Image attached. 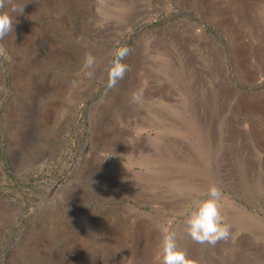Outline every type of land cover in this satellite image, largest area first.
<instances>
[{"label":"rangeland","instance_id":"1","mask_svg":"<svg viewBox=\"0 0 264 264\" xmlns=\"http://www.w3.org/2000/svg\"><path fill=\"white\" fill-rule=\"evenodd\" d=\"M4 11L0 264H160L161 226L194 264H264V0ZM212 184L231 235L199 244L184 220Z\"/></svg>","mask_w":264,"mask_h":264},{"label":"clouds","instance_id":"2","mask_svg":"<svg viewBox=\"0 0 264 264\" xmlns=\"http://www.w3.org/2000/svg\"><path fill=\"white\" fill-rule=\"evenodd\" d=\"M12 11H17L15 7ZM14 20L8 11L0 12V39H3L13 31ZM127 47H121L115 50V59L107 70L110 84H115L122 79L127 71V66L122 63L123 58L128 54ZM96 64V57L87 54L84 61V67L89 69L86 75L92 77ZM142 95V92L140 93ZM138 94H132V100L135 102ZM204 199L195 203L194 208L186 215L184 227L186 234L199 244L215 245L220 240L228 239L231 235L230 227L223 223V216L219 207V201L222 197L221 189L215 185H210L205 193ZM162 233L160 241V264H194L187 253L181 249L178 244L176 233L169 231L167 227L161 226Z\"/></svg>","mask_w":264,"mask_h":264}]
</instances>
